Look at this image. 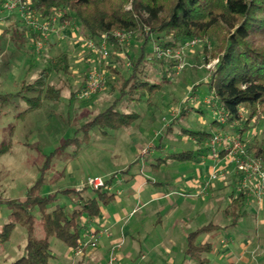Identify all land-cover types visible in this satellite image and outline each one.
Instances as JSON below:
<instances>
[{"label": "rangeland", "instance_id": "obj_1", "mask_svg": "<svg viewBox=\"0 0 264 264\" xmlns=\"http://www.w3.org/2000/svg\"><path fill=\"white\" fill-rule=\"evenodd\" d=\"M12 14L18 21L19 29L26 27L19 8L10 12L1 4L0 29L2 31L6 28L4 24H1V19ZM36 18L39 17L36 16ZM69 23L70 25L65 30H71L72 33L85 40L81 28L76 23ZM148 30V27L144 28L143 34L146 35ZM8 34L9 32H6L5 35L2 33L0 36V95L7 93L14 95L8 99L0 97V150L3 147L6 148V152L0 156V226L8 223L11 213L4 202L24 200L28 189L36 184L39 179L43 180L39 190L42 196L55 194L59 204L72 209L78 206L81 197L94 194L95 190L84 186L89 177H101L108 181L110 179H107L106 175L109 172H114L116 177L122 178L125 160H130L131 163L134 160H139V164L129 165L131 173L136 171L141 163L147 161L158 163L161 158L168 162L167 171H172L178 169L176 160L180 162L181 159H174L170 155L190 151L195 154L182 160L185 164L183 165L184 172L195 174L197 168L201 166V162L197 161L196 152L203 149L201 153L207 154L208 167L215 165L207 144L200 145L193 135L183 132V129L193 132H208L212 135L221 134L224 137L242 138L246 142H251L254 137H262V128L252 125L243 137H240L241 135L236 131L239 128L244 129L241 120L235 122L231 128L227 123L223 125V128L212 124L218 120L220 107L207 85L211 71L214 70V65L217 63V60L207 62L213 49L212 41L209 39L195 38L191 42L182 43L177 49L168 48L172 53L170 56L161 58L164 61L163 65L158 63V66L150 64L146 66L147 74L151 78L149 81L160 84L161 88H157L155 92L146 95L142 101L124 99L119 103L118 107L121 112H136L139 115V120L121 130L119 136V132L115 129H102L94 126L84 131L82 126L94 120L118 97L116 89L122 84L123 78L129 75L133 57L139 56L144 41L142 35L137 37L138 34L133 36L130 33V46L120 47L119 51H116L109 44L110 56L102 59L99 55H95V59L91 61L89 67L83 64L82 59H77L73 55L70 56L71 73L58 74L54 71L49 77L50 83L63 88L59 101H45L41 109L27 110L31 106L27 98L36 97V94L24 91L23 83L15 87L14 90L4 89L7 80L3 73L6 71V62L5 59H2L1 51L4 43L10 41ZM153 43L154 46L152 43H148L143 49L149 57L156 56L155 50L161 48L157 47L155 42ZM45 49L46 46L44 45V48L40 52L36 51V53L42 54ZM61 53L57 51L53 55L54 58ZM33 63L36 67L30 73L26 83L34 82L39 77L40 72L49 66L48 62H39L38 57L33 58ZM171 63L174 65L169 67ZM15 66L16 64L13 63L12 68ZM96 66L101 68L105 74L107 81L105 89L89 100L74 99L73 93L76 92L78 97L81 90L80 86H74L75 81L82 80L83 72L87 71V68H90V72ZM164 67L170 69V72L164 73ZM109 82L113 83L115 90L108 84ZM182 110H187L188 113L180 116ZM127 136H133L135 139L142 138L147 142V145H153L154 148L147 155H141L136 144L134 146L126 145ZM148 149L149 147L145 149V152ZM218 150H221L220 147ZM230 160H232L231 157L224 156L217 165L220 172L228 168L230 179L224 180L225 178L220 177L211 182L206 191L203 190L209 181L211 171L209 172L207 166L201 167L203 186L200 190V200L202 197L208 196L210 191H214L218 184L225 185V182L230 184L222 194L217 192L219 194L213 195V198L219 195L226 198L225 201L221 202V210L217 206L214 211L204 212L201 206L199 217L194 216V228L207 225L210 222L222 224L223 221H226L222 211L228 205L227 199H229L233 186L232 177L236 174V165ZM47 163L50 167L43 171ZM148 168L151 169V166L148 165ZM111 184L114 186L113 192L110 191L111 193L126 188V183L115 188L117 180L114 178ZM66 190H70V192L65 193ZM259 210L261 207L253 204L251 211L249 209L248 215L242 218L239 223L199 237V242H205L208 239L207 241L214 246L213 253L208 256V264H231L232 262L264 264V261H259V258L264 255V210L262 215H259ZM33 214L35 215L37 238H42L45 233L40 224V214L38 211H33ZM154 220H148V223H154ZM227 220L230 224V219ZM168 223L172 224L173 222ZM189 230L178 228L166 231L160 227L153 229L151 226L147 232L143 228L141 235H137L138 241L135 243L136 252L133 262L144 264L145 261L141 258V254L148 256V260H153V257H156L157 264H163L164 259L168 256L177 258L185 249L188 235L185 232H190ZM170 235L172 236L170 237ZM161 240L165 241L164 246L158 245ZM130 241L133 242L132 239ZM26 243L27 229L23 225H17L10 242L0 246V264H9L19 258L23 254ZM99 246L100 242H98ZM128 246L129 243L125 244L124 250L128 249ZM88 248L84 258L77 257L61 241L51 240V249L56 256L55 264H77L82 260L83 264H101L102 262L98 261L96 257L98 248ZM242 256H245L247 263L241 262ZM178 262L179 264H193L190 261L184 263L183 255L178 259ZM118 264L131 263L124 260Z\"/></svg>", "mask_w": 264, "mask_h": 264}, {"label": "trees", "instance_id": "obj_2", "mask_svg": "<svg viewBox=\"0 0 264 264\" xmlns=\"http://www.w3.org/2000/svg\"><path fill=\"white\" fill-rule=\"evenodd\" d=\"M21 1V6L28 12L34 11L40 22L56 17L57 28L67 27L70 25L69 22L76 23L83 32L85 44L88 40L98 44L104 35L116 29L130 32L133 36L138 34L137 37L141 35L144 37L139 56L133 57L130 73L123 78L120 87L116 89L113 83H108L114 90L116 89L118 97L94 120L83 125L84 131L94 126L123 130L139 120L136 112H121L118 105L124 99L142 101L146 95L161 88L160 84L149 81L151 78L147 74L146 66L149 64L158 66V63L163 65L164 61L144 53L143 49L148 43L154 46L153 42H155L157 47L164 49H177L182 43L191 42L195 38L209 39L212 41L213 49L207 62L217 60V63L208 79V88L217 105L228 113L226 123L230 128L235 122L242 121L244 129L239 128L236 131L241 135L240 137H243L251 125L262 128L261 138L254 137L251 142L241 139L244 142V154L264 162V0ZM1 4L3 0H0V6ZM146 27L149 30L144 35ZM31 31L35 45L39 34L33 29ZM16 34L25 36L20 30H16ZM109 44L116 51L122 47L113 38L109 39ZM33 50L37 51L35 46ZM173 65L174 63H171L168 66ZM163 69L164 73L170 72L166 67ZM54 71L58 74L71 73L68 54L61 53L52 58L49 66L40 72L34 82L24 84V91L37 95L27 98L31 103L27 110L41 109L45 101H59L63 88L49 81ZM88 74V72L83 73L81 89L87 83ZM0 97L8 99L10 94ZM73 97L78 99L76 92L73 93ZM187 113V110H182L180 116ZM212 124L223 128L218 120ZM183 132L193 135L200 145L208 142L213 136L208 132H193L188 129H183ZM5 152L6 148L3 147L0 156ZM201 152L203 149H199L196 155L200 156L203 154ZM193 154L195 153L187 151L170 156L182 161ZM225 155L226 151L221 150V158ZM49 167L47 163L43 171ZM42 183L43 180L39 179L28 189L24 200L4 202L11 213L8 223L0 226V246L10 242L17 225H23L27 229V243L23 254L9 264H55L56 256L51 249L52 239L61 241L70 252L74 253L87 229L83 219L98 217L102 208L115 199V194L108 188H101L95 190L92 196L81 197L78 206L69 209L57 202L55 194L42 196L39 192ZM110 184L111 180H108L107 187ZM64 192L69 193L70 190ZM231 198L225 214L232 219L234 225L247 215V195L233 194ZM33 211H38L40 214V224L45 233L42 238H37ZM217 228L220 227L210 223L189 233L184 261L208 264V256L213 252V244L199 242V237L212 233ZM84 256L85 253L81 257ZM77 264H83V260Z\"/></svg>", "mask_w": 264, "mask_h": 264}, {"label": "crops", "instance_id": "obj_3", "mask_svg": "<svg viewBox=\"0 0 264 264\" xmlns=\"http://www.w3.org/2000/svg\"><path fill=\"white\" fill-rule=\"evenodd\" d=\"M17 22L18 21L14 14L7 15L1 19V24H4L6 29L4 31L0 29V36H2V33L5 35L6 32H9L8 36L10 40L4 43L1 51L3 56L2 59H5L6 62V71L3 72L5 74V77H7L4 85L5 90H14L15 87H17L19 84L26 83V80L29 77L30 73H32L36 67V65H34L33 63L34 57H38L39 62L50 63L52 58H54L53 55L57 51H59L62 53H66L69 56H76L77 59H82L83 64H86V66L89 67L91 61L95 59V55L98 56V54L87 48L85 41L81 36L72 33L71 30H65L66 27H60L58 28V30L52 32L45 41L46 49L44 50V52L42 54H37L35 50H33L35 40L32 37L33 31H31V29L26 25L24 29H19ZM16 30L24 32L25 36H18L16 34ZM13 63L16 64V66L12 68ZM89 69L90 68H87V71L85 72H89ZM82 83L83 80H76L74 86H80L81 88ZM7 94H10V96L14 95L12 93ZM117 131L119 132L120 136L121 130ZM132 139H135V137L127 136L126 145L134 146L136 144V147L138 148L141 155H147L151 151V149L154 148L153 145H147V142L142 138H137L135 139V141H132ZM148 147L150 150L148 149V151L145 152V149H147ZM220 149L223 150L224 147L221 146ZM129 161L130 160H125L123 162L124 169L122 172V178L116 177V173L114 172H109L106 175V178L110 179L111 182H113V178L117 180L115 188L122 183H126V188L120 189L119 191L114 193L115 199L113 201V204L104 206L102 208L101 214L98 217L83 219V223L86 224L87 229L82 237V240L86 241L88 239V235L90 234L95 235L98 242H100V246L97 247L98 250L96 251V257L98 258V261L101 262H105L107 260L112 246L120 244L121 248L117 251L118 260L115 264H118V262L124 260L129 261L131 264H135L133 262V258L136 252L135 243L138 241L137 235H141L143 228L147 232L151 226H153V229L160 227L161 229L166 231H168V229L178 228L190 229V232H185L186 234H189L203 226H206L203 225L198 228H194L193 226L195 219L194 216L199 217L201 206L202 211L204 212L214 211L217 206L220 207L219 209L221 210V202L225 201L226 199L221 195L213 198V195L219 194L217 192H221L222 194L226 187L230 184L229 182H227V184L225 182V185L222 183L218 184L214 191H210L208 196L204 198L202 197L201 200L199 198L200 190L203 186L201 167H208V159L206 153L198 156L197 161H199V163L201 162V166L197 168V172L195 174L188 173L187 171L184 172L185 169L183 165L185 164L182 161L179 162V160H176V167L178 166V169L176 168V170L167 171L169 167L168 162L162 158L158 163L154 161L141 163V165H138L139 168L131 173L130 166L136 163L139 164V160H134L133 163ZM148 165L151 166V169L148 168ZM212 167L213 165L211 167H208L209 172L211 171ZM222 171L226 173L224 180L230 179L228 177V168L223 169ZM114 174L115 177L112 178ZM232 180V192L229 195V199H227V207L231 203V196L233 194L235 196L239 194V176L235 174L232 177ZM218 186L222 189H220ZM109 187L110 189L108 190L113 192V184H110ZM253 204L261 207V210H259L258 213L259 215H262L264 210V203L262 205H259L254 198L248 196L246 203L247 215L249 213V209L251 211V207L253 206ZM225 209L222 211V215L226 219V221H223L222 224L210 222L220 227L217 228V230H215L214 232L225 229L232 225V219L226 216ZM151 219H155V222L148 223V220ZM227 219H230V224H228ZM171 221L173 222L172 224L168 223ZM172 235H170V237ZM130 239H132L133 242H131ZM207 240L205 242H209ZM127 243H129V246L127 247L128 249L124 250V246ZM160 244L164 246L165 241L161 240L158 245ZM88 249L89 248L87 247L84 250V253H86ZM184 251L185 249L182 250L181 253L179 252L181 255H178L177 258L168 256L164 259L163 264H179L178 259H180L182 255L184 261ZM141 255V258L143 259V261H145L144 264H157L156 257H153V260H148V256L146 257L143 254ZM159 259L160 261H162L160 257ZM240 260L241 262L247 263V259L245 258V256H242ZM259 261H264V255L259 258ZM231 264L238 263L232 262Z\"/></svg>", "mask_w": 264, "mask_h": 264}, {"label": "built area", "instance_id": "obj_4", "mask_svg": "<svg viewBox=\"0 0 264 264\" xmlns=\"http://www.w3.org/2000/svg\"><path fill=\"white\" fill-rule=\"evenodd\" d=\"M21 0H3V6L10 12H14L18 8L24 17L25 24L39 34V39L35 42L37 52H40L44 48V41L48 38L50 32L56 31L57 18L44 20L42 22L36 18V13L28 12L22 6ZM64 27V26H61ZM113 38L122 47H129L131 44V35L126 31L113 30L109 34L102 37L99 43H95L93 40L86 41V46L94 53L98 54L102 59H106L110 56L109 52V39ZM155 55L158 59L171 55L170 49L157 48ZM106 77L101 68L95 67L88 74L87 83L84 88L81 89L78 98L81 100H89L102 92L106 87ZM218 121L221 125L227 122L228 113L220 108L218 111ZM207 146L211 150L212 160L215 162L211 169L209 181L204 187L203 191L208 189L211 182L218 180L220 177H225V172H220L217 169V165L221 159V150L218 147H224L226 156L231 157L236 165V174L239 176L238 191L239 193H245L248 197H252L256 200L257 204L262 205L264 203V162L255 159L244 154V145L241 138L224 137L221 134H215L207 142ZM84 186L91 188L92 190H98L101 188H108L107 181L103 178H91L89 177L84 183ZM202 194V193H201ZM90 247L96 249L98 247V240L94 234L88 235L86 241L82 240L78 248L74 251L75 256H82L84 250ZM121 248L120 244L112 246L109 256L105 262L101 264H115L118 260L117 251Z\"/></svg>", "mask_w": 264, "mask_h": 264}]
</instances>
